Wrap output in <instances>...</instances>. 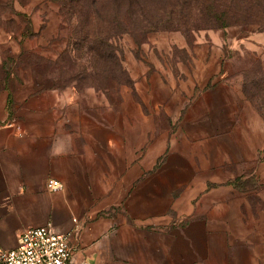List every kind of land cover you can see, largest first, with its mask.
I'll return each instance as SVG.
<instances>
[{"label":"crops","instance_id":"1","mask_svg":"<svg viewBox=\"0 0 264 264\" xmlns=\"http://www.w3.org/2000/svg\"><path fill=\"white\" fill-rule=\"evenodd\" d=\"M11 43L0 42V253L48 225L69 234L75 261L264 264V147L209 153L167 103L129 114L95 88L36 87Z\"/></svg>","mask_w":264,"mask_h":264},{"label":"rangeland","instance_id":"2","mask_svg":"<svg viewBox=\"0 0 264 264\" xmlns=\"http://www.w3.org/2000/svg\"><path fill=\"white\" fill-rule=\"evenodd\" d=\"M86 1L70 8L63 0H0V42H12L15 69L27 68L34 86L95 88L113 104L127 103L129 114L136 102L167 103L170 118L192 120L189 141L209 153L247 154L248 141L264 147L263 26L222 27L200 0L186 8L147 0L140 18ZM253 7L263 13L264 1ZM155 13L171 21L150 28ZM236 180L263 189L256 177Z\"/></svg>","mask_w":264,"mask_h":264},{"label":"trees","instance_id":"3","mask_svg":"<svg viewBox=\"0 0 264 264\" xmlns=\"http://www.w3.org/2000/svg\"><path fill=\"white\" fill-rule=\"evenodd\" d=\"M70 3L68 7L74 8L77 6L87 7L86 0H63ZM172 0H164V2ZM188 0H175V3L180 4L178 7H188ZM205 4L212 7V15L220 22L222 27L226 25H236L241 28L247 29L252 24L264 27V11L261 14L253 13V3L257 0H200ZM264 1V0H263ZM163 2V3H164ZM189 2V1H188ZM218 6H217V5ZM66 6L65 3H63ZM90 5V6H89ZM147 5V0H90L88 6L96 8L101 6L103 10H114L118 14L120 9H125L134 14L135 18H140V14ZM107 8V9H104ZM87 9V8H86ZM85 11V10H83ZM156 19L149 20L148 26L150 28H157L165 24L167 21L159 13H155ZM141 21V20H140ZM123 22V21H122ZM125 31H130L125 25ZM113 63L117 62L115 52L111 53Z\"/></svg>","mask_w":264,"mask_h":264},{"label":"built area","instance_id":"4","mask_svg":"<svg viewBox=\"0 0 264 264\" xmlns=\"http://www.w3.org/2000/svg\"><path fill=\"white\" fill-rule=\"evenodd\" d=\"M47 186L55 190L60 182L49 179ZM0 264H94L85 259L75 261L69 245V234L53 231L48 225L25 229L17 246L0 253Z\"/></svg>","mask_w":264,"mask_h":264}]
</instances>
